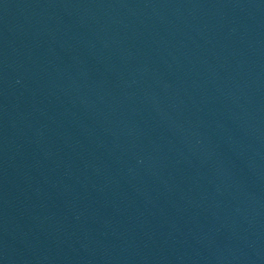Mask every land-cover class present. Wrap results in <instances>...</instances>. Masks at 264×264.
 I'll return each mask as SVG.
<instances>
[{
	"label": "water",
	"instance_id": "95a60500",
	"mask_svg": "<svg viewBox=\"0 0 264 264\" xmlns=\"http://www.w3.org/2000/svg\"><path fill=\"white\" fill-rule=\"evenodd\" d=\"M0 264H216L102 0H0Z\"/></svg>",
	"mask_w": 264,
	"mask_h": 264
}]
</instances>
